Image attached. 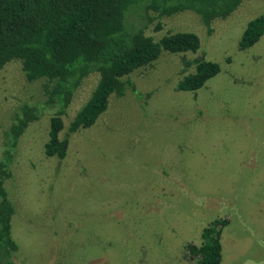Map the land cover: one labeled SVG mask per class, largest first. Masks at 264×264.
Returning a JSON list of instances; mask_svg holds the SVG:
<instances>
[{
	"label": "rangeland",
	"instance_id": "1",
	"mask_svg": "<svg viewBox=\"0 0 264 264\" xmlns=\"http://www.w3.org/2000/svg\"><path fill=\"white\" fill-rule=\"evenodd\" d=\"M263 0H243L207 32L183 11L150 24L155 39L190 31L199 49L162 52L129 74L137 93L111 95L87 128L68 125L98 74L86 76L63 115V158L44 153L51 111L19 138L5 186L15 212L13 264H194L188 248L214 219H227L220 264H264V34L245 50L246 23ZM215 61L220 71L196 91L176 89L183 59ZM42 80L27 81L19 60L0 71L3 132L22 103L43 102Z\"/></svg>",
	"mask_w": 264,
	"mask_h": 264
},
{
	"label": "trees",
	"instance_id": "2",
	"mask_svg": "<svg viewBox=\"0 0 264 264\" xmlns=\"http://www.w3.org/2000/svg\"><path fill=\"white\" fill-rule=\"evenodd\" d=\"M243 0H0V71L19 60L27 81L42 80L43 102L22 103L3 132L0 153V264H13L18 244L11 234L15 212L5 183L12 176L20 136L30 122L51 111L46 156L63 158L67 137L60 138L63 115L86 76L95 72L97 83L68 125L69 132L92 126L107 109L111 95L129 88L137 93L129 74L151 66L162 52L195 53L199 37L190 31H167L155 39L145 30L160 19L183 11L197 14L207 32L216 19L227 18ZM264 1V0H263ZM264 34V14L249 20L238 48L245 50ZM193 67L176 89L196 91L220 71L217 62L200 55L183 59ZM227 219H214L200 233V244L188 248L194 264H220L221 233Z\"/></svg>",
	"mask_w": 264,
	"mask_h": 264
}]
</instances>
